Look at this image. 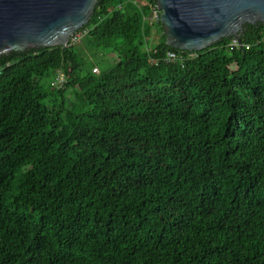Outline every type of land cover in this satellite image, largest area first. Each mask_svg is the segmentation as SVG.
Segmentation results:
<instances>
[{
  "label": "trees",
  "instance_id": "1",
  "mask_svg": "<svg viewBox=\"0 0 264 264\" xmlns=\"http://www.w3.org/2000/svg\"><path fill=\"white\" fill-rule=\"evenodd\" d=\"M153 4L0 55V264H264V23L168 62Z\"/></svg>",
  "mask_w": 264,
  "mask_h": 264
},
{
  "label": "water",
  "instance_id": "2",
  "mask_svg": "<svg viewBox=\"0 0 264 264\" xmlns=\"http://www.w3.org/2000/svg\"><path fill=\"white\" fill-rule=\"evenodd\" d=\"M97 0H0V55L66 47ZM167 45L200 51L224 37L240 43L246 23H264V0H155Z\"/></svg>",
  "mask_w": 264,
  "mask_h": 264
},
{
  "label": "built area",
  "instance_id": "3",
  "mask_svg": "<svg viewBox=\"0 0 264 264\" xmlns=\"http://www.w3.org/2000/svg\"><path fill=\"white\" fill-rule=\"evenodd\" d=\"M151 11L149 16L146 18L148 20L149 17H152V20L149 21L150 23L156 24L159 20V15H160V10L157 8L156 3L153 5H150ZM87 32V29H78L74 31L71 36L69 37V42L70 43H76L78 42L82 36ZM195 55L194 51H189L188 53L186 51H182L180 53L174 52V51H167L165 55V59L168 62H173L175 60H180L183 61L184 59L191 58ZM94 70L97 71V68L95 67ZM63 81L62 75H57L56 76V82L58 83V86L61 85Z\"/></svg>",
  "mask_w": 264,
  "mask_h": 264
},
{
  "label": "rangeland",
  "instance_id": "4",
  "mask_svg": "<svg viewBox=\"0 0 264 264\" xmlns=\"http://www.w3.org/2000/svg\"><path fill=\"white\" fill-rule=\"evenodd\" d=\"M148 20L151 21L152 20V17H149ZM157 28L158 27L156 25L153 27L152 36H151V41L152 42H155L159 38V32H158V29ZM94 71L96 72V70H94Z\"/></svg>",
  "mask_w": 264,
  "mask_h": 264
}]
</instances>
